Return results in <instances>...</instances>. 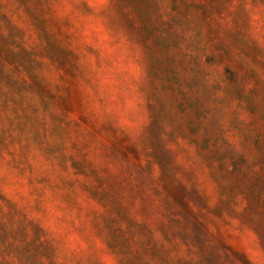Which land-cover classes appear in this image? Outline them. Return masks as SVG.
I'll return each instance as SVG.
<instances>
[{
	"label": "rangeland",
	"instance_id": "obj_1",
	"mask_svg": "<svg viewBox=\"0 0 264 264\" xmlns=\"http://www.w3.org/2000/svg\"><path fill=\"white\" fill-rule=\"evenodd\" d=\"M0 264H264V0H0Z\"/></svg>",
	"mask_w": 264,
	"mask_h": 264
}]
</instances>
